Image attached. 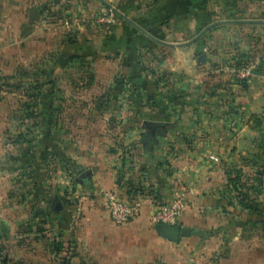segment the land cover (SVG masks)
Returning a JSON list of instances; mask_svg holds the SVG:
<instances>
[{"label":"crops","instance_id":"0c3cea01","mask_svg":"<svg viewBox=\"0 0 264 264\" xmlns=\"http://www.w3.org/2000/svg\"><path fill=\"white\" fill-rule=\"evenodd\" d=\"M123 2L129 7L125 20L133 29L125 41L128 54L121 57L128 83L105 89L107 96L127 97L117 103L120 111L108 97L111 107L103 119H77V143L67 144L77 179L90 171L88 179L72 185L64 164L58 163L46 174L48 183H39L46 166L38 155L49 137L9 139L3 134L7 122L0 120L4 264H59L67 254L72 264H190L215 252L225 264H264V240L254 239L264 235L239 229L253 218L235 211L238 201L252 198L256 182H264V66L246 86L222 69L243 53L264 62V0H139L136 12L130 10L134 0ZM39 16L36 1L0 0L1 94L8 93L5 81L28 79L40 80L36 93L47 94L43 79L51 68L64 67L63 56L31 54L50 46V29L37 21ZM181 16L196 23L205 53L194 56L195 38L188 37L189 50L165 58L156 75L143 73L151 81L150 90L136 82L139 74L130 72L141 61L135 49L139 52L147 36L157 37L156 30L175 29ZM167 64L173 65L168 90L156 79ZM7 109L2 99L0 110ZM152 122L160 124L153 133ZM104 126L119 129L109 132ZM55 139L65 144L66 139ZM241 183L248 187L241 188ZM128 188L137 191L133 193L142 205L137 216L116 224L106 194ZM179 196L186 207L178 223L202 230L204 236L192 233L173 241L157 231L155 205Z\"/></svg>","mask_w":264,"mask_h":264},{"label":"rangeland","instance_id":"374dc122","mask_svg":"<svg viewBox=\"0 0 264 264\" xmlns=\"http://www.w3.org/2000/svg\"><path fill=\"white\" fill-rule=\"evenodd\" d=\"M33 1H36L40 8V19L37 21L47 25L50 29V46L44 47L43 51L38 49L31 54L45 55L51 59L60 55L65 58V64L59 70L56 67L51 68L50 75L43 79L44 87L49 90L47 94L36 93L39 92L36 87L42 85L40 80L28 79L14 83L5 81L2 84L8 89L7 94L0 93V101L3 99L8 104L7 110H0V120L7 122L3 134L9 139L18 141L25 139L27 135L48 136V141L43 144L45 151L38 155V158L41 157L44 160L46 166L42 169L41 175L37 177L39 183H48L46 174L52 172L59 165L58 163H60V167L63 163L67 177L71 178L72 185L76 186L77 164L73 163L68 146L77 143V119L87 116L103 119L105 113L110 111L109 107L112 106L115 110L121 108L122 105L117 103L127 97L121 93L114 94L113 97L107 96L105 88H111L112 85L121 88L128 83L122 74L123 65L126 64L123 63L121 57L128 54L125 41L133 32L127 22L128 19L125 20L129 7L123 0ZM134 3V7H130L132 12L138 11L139 0H134ZM110 10L117 14L118 20L115 24L103 27L104 24L98 21V16L103 11L109 12ZM187 19L189 16H181L180 23L170 31L156 30L157 37L147 36V41L138 48L139 52L136 51L137 48L135 49L134 55L139 56L141 61L133 64L130 72H135L136 76L139 74V80L136 82H143L152 90L151 81L144 77L143 73L156 75L154 73L159 72L160 62L165 58L174 57L189 50L188 47L191 43L188 37L195 38L196 44L192 48L194 56L205 53V49L203 50L202 44L199 43L201 35L198 33L201 34V32H197L193 27L195 22L185 21ZM187 26L192 29H188ZM117 28L118 31H116ZM204 33L202 32V34ZM26 50L28 51L29 48L27 47ZM247 56L246 53H243L238 56L236 61H232L235 63V70H241L254 61L251 56ZM111 59L113 60L112 64L109 63ZM171 70H173V65H163L161 73H158L159 75L156 77V79H160L163 88L165 87L167 90L171 86V80L167 76ZM113 72L114 77L111 75ZM230 73L233 75V71ZM34 76L36 75L34 74ZM36 82L38 83L36 84ZM11 87L15 89L14 92H11ZM147 96L146 98H148ZM108 97L114 99L113 104L109 107L107 106ZM117 118L120 119L121 116H116ZM106 129L108 131L112 129L115 132L119 128L104 126L103 130ZM56 136H60V140L63 141L66 139L65 144L57 142ZM63 144L65 151L61 148ZM17 169L22 168L17 167ZM53 173L49 179L51 182L54 181L52 177H55ZM240 186L241 188L248 187V184L241 183ZM252 188L253 191L250 193L252 198L247 197L246 201H238L239 206L235 208V211H240L239 214L249 213L257 221L252 219L251 223H244L238 227L247 233L264 235V182L262 179L258 180ZM245 205H249L246 208L247 211L243 210ZM254 239L255 241L264 240L262 236ZM71 257L70 254L63 256L59 264H72ZM221 257V253L215 252L203 259L195 258L190 264H225L220 261Z\"/></svg>","mask_w":264,"mask_h":264},{"label":"built area","instance_id":"2783aa9c","mask_svg":"<svg viewBox=\"0 0 264 264\" xmlns=\"http://www.w3.org/2000/svg\"><path fill=\"white\" fill-rule=\"evenodd\" d=\"M118 20L117 14L110 10L109 12H102L98 16V21L103 27L108 24H115ZM258 62H250L245 68L235 70L233 62L226 64L222 69L225 71H233V75L240 82L242 79H248L255 71ZM234 68V69H233ZM106 203L109 216L116 224H123L130 221L137 216L142 205V199L137 195H128L125 192L114 191L106 194ZM186 207V202L182 197H176L171 200L161 201L155 205L152 218L156 223L167 225H175L178 223Z\"/></svg>","mask_w":264,"mask_h":264},{"label":"water","instance_id":"95a60500","mask_svg":"<svg viewBox=\"0 0 264 264\" xmlns=\"http://www.w3.org/2000/svg\"><path fill=\"white\" fill-rule=\"evenodd\" d=\"M160 124L158 122H152L150 124L151 126V132L153 133L155 128L159 126ZM90 177V171H84L81 172L78 179V181H85ZM157 231L165 238H168L173 241H178L181 236H189L192 233L200 234L204 236V232L202 230H192L189 227L182 226L180 223H177L175 225H167L158 223L156 225Z\"/></svg>","mask_w":264,"mask_h":264},{"label":"trees","instance_id":"16d2710c","mask_svg":"<svg viewBox=\"0 0 264 264\" xmlns=\"http://www.w3.org/2000/svg\"><path fill=\"white\" fill-rule=\"evenodd\" d=\"M263 60H264V58H263ZM235 63H233V65H234ZM262 66H264V62H258V65H257V67L254 69V71H260L261 70V67ZM235 67V66H234ZM241 84L243 85V86H246V84H247V80L246 79H242L241 80ZM133 192H137V191H135V190H131L130 188H128L127 189V191H125V193L126 194H128V195H131V194H133V195H136V194H134ZM246 207L248 208L249 207V205H246ZM5 263V258H3V256L2 255H0V264H4Z\"/></svg>","mask_w":264,"mask_h":264}]
</instances>
